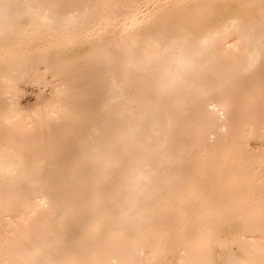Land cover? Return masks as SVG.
Instances as JSON below:
<instances>
[{
	"label": "bare ground",
	"instance_id": "6f19581e",
	"mask_svg": "<svg viewBox=\"0 0 264 264\" xmlns=\"http://www.w3.org/2000/svg\"><path fill=\"white\" fill-rule=\"evenodd\" d=\"M0 264H264V0H0Z\"/></svg>",
	"mask_w": 264,
	"mask_h": 264
}]
</instances>
